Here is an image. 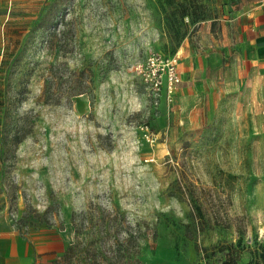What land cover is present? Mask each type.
<instances>
[{
	"label": "rangeland",
	"instance_id": "rangeland-1",
	"mask_svg": "<svg viewBox=\"0 0 264 264\" xmlns=\"http://www.w3.org/2000/svg\"><path fill=\"white\" fill-rule=\"evenodd\" d=\"M260 19L261 0H0V228L53 264H264ZM153 54L177 58L171 94L140 72Z\"/></svg>",
	"mask_w": 264,
	"mask_h": 264
},
{
	"label": "crops",
	"instance_id": "crops-1",
	"mask_svg": "<svg viewBox=\"0 0 264 264\" xmlns=\"http://www.w3.org/2000/svg\"><path fill=\"white\" fill-rule=\"evenodd\" d=\"M259 21L263 23V27L259 22L257 29H263L264 38V19ZM261 43L264 51V39ZM260 65L264 67V61ZM55 259L53 256L40 253L32 237L24 236L11 227L0 228V264H53L50 262Z\"/></svg>",
	"mask_w": 264,
	"mask_h": 264
},
{
	"label": "built area",
	"instance_id": "built-area-1",
	"mask_svg": "<svg viewBox=\"0 0 264 264\" xmlns=\"http://www.w3.org/2000/svg\"><path fill=\"white\" fill-rule=\"evenodd\" d=\"M264 5V0H261ZM140 72L149 71L152 74L150 84L155 93L158 95L163 89L169 94L173 92L174 87L180 82L177 73V58L162 57L160 55H150L145 63L140 66ZM193 264H207L204 261L195 262Z\"/></svg>",
	"mask_w": 264,
	"mask_h": 264
},
{
	"label": "trees",
	"instance_id": "trees-1",
	"mask_svg": "<svg viewBox=\"0 0 264 264\" xmlns=\"http://www.w3.org/2000/svg\"><path fill=\"white\" fill-rule=\"evenodd\" d=\"M186 15H184L183 14V16H182V18H184ZM184 39V36L182 35V36H176L175 37V40L177 41V42H179V41H182Z\"/></svg>",
	"mask_w": 264,
	"mask_h": 264
}]
</instances>
